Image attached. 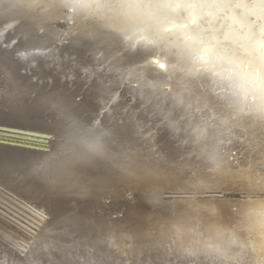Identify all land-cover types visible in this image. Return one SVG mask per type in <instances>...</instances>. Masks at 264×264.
Instances as JSON below:
<instances>
[{
    "label": "bare ground",
    "instance_id": "bare-ground-1",
    "mask_svg": "<svg viewBox=\"0 0 264 264\" xmlns=\"http://www.w3.org/2000/svg\"><path fill=\"white\" fill-rule=\"evenodd\" d=\"M7 1L19 4L14 14L41 32L64 27L66 36H71L101 28L139 44L138 55L132 53L136 58L130 53L124 58L153 59L148 62L151 70L167 80L174 97L218 117L251 153L240 152L247 161L245 170L237 158L228 157L222 164L223 152H202V159L195 151L187 159L164 153L165 157L137 162L136 168L112 178V183L88 190L66 184L54 192L23 198L7 194L9 199L1 196L6 191L0 189V264H224L215 256L183 251L206 238L209 223L235 231L251 252V264H264V223L245 222L241 216V210L260 195L240 196L247 199L244 203L196 198L214 189L210 178L219 185L233 180L225 186L228 189L248 190L264 180L262 173L255 174L258 166H264V116L248 114L242 99H222L216 86V78L235 73L248 80L264 70V0H194L205 7L170 17L153 29L122 23L115 10L104 7L121 0H90L100 7L76 14L63 6L65 0ZM63 18L71 24L53 22ZM189 26L211 38L226 67L193 70L189 66L176 35ZM168 147L160 149L165 152ZM164 193L173 196L165 200ZM112 223L122 228L123 235L113 234L108 227Z\"/></svg>",
    "mask_w": 264,
    "mask_h": 264
},
{
    "label": "water",
    "instance_id": "water-1",
    "mask_svg": "<svg viewBox=\"0 0 264 264\" xmlns=\"http://www.w3.org/2000/svg\"><path fill=\"white\" fill-rule=\"evenodd\" d=\"M16 4L0 0V189L6 191L2 197L55 191L26 180L22 165L54 147V133L66 110L92 128L112 130L114 136L108 158L78 167L58 188L101 187L136 168L137 162L164 153L185 159L194 151L199 159L206 151L239 157L241 148H236L232 130L204 108L174 97L167 80L151 70L153 59L124 58L137 54L139 44L101 28L71 36L64 27L41 32L14 14L19 11ZM53 22L71 24L64 18ZM161 146L169 147L164 152ZM258 168L264 175V166ZM256 184L250 190L211 189L196 198L244 203L247 199L240 196H264V180ZM73 195L77 192L67 198ZM171 196L164 193L163 198ZM108 227L123 235L117 224Z\"/></svg>",
    "mask_w": 264,
    "mask_h": 264
},
{
    "label": "clouds",
    "instance_id": "clouds-1",
    "mask_svg": "<svg viewBox=\"0 0 264 264\" xmlns=\"http://www.w3.org/2000/svg\"><path fill=\"white\" fill-rule=\"evenodd\" d=\"M63 6L73 14L91 12L100 7L90 0H65ZM104 7L115 10L117 19L122 23L153 29L170 17H184L205 5L194 0H121ZM176 35L181 51L193 70L227 66L219 60L223 56L221 50L198 28L189 26L179 30ZM216 86L221 89L222 99H242L248 114L264 116V70L248 80L235 73L216 78ZM60 120V126L54 133V147L22 165L26 180L49 190L55 189L64 177L73 174L78 167L112 154V130L92 128L67 110L61 113ZM148 174L158 178L153 173ZM241 216L245 222L264 223V196L250 201L241 210ZM205 231L207 235L204 240H197L196 246L190 244L183 249L186 254L215 256L224 264H251V252L235 231L216 223H209Z\"/></svg>",
    "mask_w": 264,
    "mask_h": 264
},
{
    "label": "rangeland",
    "instance_id": "rangeland-1",
    "mask_svg": "<svg viewBox=\"0 0 264 264\" xmlns=\"http://www.w3.org/2000/svg\"><path fill=\"white\" fill-rule=\"evenodd\" d=\"M61 26V25H60ZM174 54H175V52H174ZM219 89V88H218ZM220 96V95H219ZM236 130H237V128H236ZM240 130H242V129H239L238 131H240ZM239 138H242V137H239ZM237 141H239V140H237ZM229 142V141H228ZM237 144L238 145H240L241 147H238V145H236V148H241V150H240V152H246L245 154L246 155H249L250 153H251V151H250V149H248V147L247 146H245L244 144H241L240 143V141L239 142H237ZM228 145H230V144H228ZM239 156H240V154H239ZM229 156H227V155H225L224 154V156H223V161H222V164H224V163H226L227 161H228V158ZM238 159V158H237ZM239 160V162H242L243 164H242V166H241V168H243L244 170L246 169V162L247 161H243L244 160V157H241L240 156V159H238ZM256 162V161H255ZM231 163H234L233 162V160H232V162ZM255 164V163H254ZM260 171H262V170H258V171H256V173L255 174H257L258 173V175H260L261 173H260ZM264 172V171H263ZM169 174H171L172 172H168ZM212 181H211V183H212V185L214 186V189H224V190H226V189H228V187L227 188H225V186L226 185H231V183H233V180H226L225 182H222L220 185H219V183H218V180H216L215 178H210ZM251 180H254V178L253 179H251ZM223 181H224V179H223ZM229 185V186H230ZM191 193H193L192 191H191ZM169 202V201H168ZM114 234V233H113Z\"/></svg>",
    "mask_w": 264,
    "mask_h": 264
}]
</instances>
